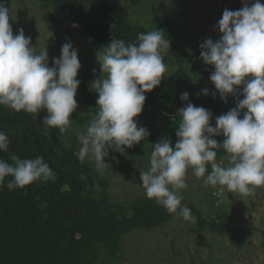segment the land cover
<instances>
[{
	"label": "clouds",
	"instance_id": "clouds-1",
	"mask_svg": "<svg viewBox=\"0 0 264 264\" xmlns=\"http://www.w3.org/2000/svg\"><path fill=\"white\" fill-rule=\"evenodd\" d=\"M242 2L240 10H224L216 25L220 38H208L200 45L204 64L214 68L210 80L216 92L212 94L218 93L225 103L234 96L236 107L218 116L213 127L209 110L186 103L178 112L175 145L166 138L152 144L149 166L140 170L146 198L185 221L193 220L181 194L187 188L189 169L221 195L227 191L254 197L264 187V4ZM168 49L170 42L159 29L140 33L138 42L112 39L97 53L100 75L90 86L98 93L96 112L78 134L74 155L80 163L93 165L100 177L109 165L105 162L109 150L124 154L150 135L136 118L143 111L146 93L164 78L162 53ZM80 68L78 49L71 42L62 45L61 55L49 66L47 47L37 53L23 29L14 34L9 9L0 2V106L34 117L46 111L42 128H55L63 135L72 127L71 117L78 107ZM202 92L209 95L208 89ZM180 99L189 101V93ZM218 136L224 137L222 144L214 139ZM9 145V137L0 131V151L7 152ZM221 149L228 157L227 166L216 162ZM11 159L13 163L0 159V187L9 176V190L56 178L42 156Z\"/></svg>",
	"mask_w": 264,
	"mask_h": 264
},
{
	"label": "rangeland",
	"instance_id": "rangeland-1",
	"mask_svg": "<svg viewBox=\"0 0 264 264\" xmlns=\"http://www.w3.org/2000/svg\"><path fill=\"white\" fill-rule=\"evenodd\" d=\"M11 1L16 34L23 29L25 36L31 37L37 53L47 47L49 66H53V58L61 55L64 43L71 42L78 49L81 68L77 79L80 85L76 96L78 107L71 117L72 127L63 135L55 128L48 131L65 142H75L79 146L78 134L86 130L92 119L90 116L87 121L80 122V117H87L92 110L96 112L98 93L90 86L100 75L97 53L101 48L79 26L73 27L76 23L68 19V12L63 7L49 0ZM260 2L264 4V0ZM108 4L117 8L120 17L132 26L143 27L148 32L160 29L167 39L172 37L175 41L176 49L170 48L162 53L166 65L161 81L163 87L177 95L188 92L191 97H215L222 103L223 110L236 107L234 96H228L225 103L218 93L215 96L212 94L216 90L211 81L196 79L188 55L194 54L195 44L203 43L208 38L213 41L220 38L221 33L216 25L224 10L242 9V0H142L136 6L131 0H108ZM198 64L201 66L202 62L198 61ZM203 89H208L209 95H204ZM30 115L42 128L47 112L42 110L36 117ZM136 121L138 126L146 129L159 124L155 116L143 112ZM168 139L173 146L178 140ZM215 139L222 144L224 137ZM160 140L150 144L152 150V144ZM150 153L121 154L109 150V156L105 158L109 164L104 175L107 184L98 194L100 200L114 211H127L131 215L132 210L128 208L132 203L137 198L146 197L141 186L140 170L149 166ZM216 162L227 166V155L216 159ZM186 183L187 188L181 191L182 202H193L208 220L225 221L230 218L235 225L244 229L241 244L230 233H214L208 228H201L194 214L192 221L175 215L165 225L150 229L133 227L125 232L116 258L98 243L97 264H264V187L258 188L254 197L242 198L227 191L221 195L211 186H204L203 180L197 179L191 169L188 170Z\"/></svg>",
	"mask_w": 264,
	"mask_h": 264
},
{
	"label": "trees",
	"instance_id": "trees-1",
	"mask_svg": "<svg viewBox=\"0 0 264 264\" xmlns=\"http://www.w3.org/2000/svg\"><path fill=\"white\" fill-rule=\"evenodd\" d=\"M49 1L63 7L68 12V19L94 39L100 48L107 46L112 39L138 42V35L148 32L124 21L118 9L109 6L108 0ZM141 1L131 0L134 6ZM0 2L8 7L10 23L16 34V23L11 16L12 1ZM168 40L170 48L176 49L172 37ZM201 44H195L194 54L188 57L196 79L211 81L214 68L201 59ZM198 61L202 62L201 66ZM146 97L142 112L155 116L159 124L147 128L150 135L125 152L147 155L152 151L151 143L161 138L178 139V112L186 103L209 110L213 127L216 118L229 111L223 110L222 103L215 97L189 96V101H182L181 95L162 84L146 93ZM94 114L92 110L87 117H80V122L87 121ZM168 119L172 121L168 122ZM0 131L5 132L10 140L8 151H0V159L13 163V156L21 159L42 156L56 177L55 180L38 181L13 190L7 187L12 177L5 178L4 186L0 187V264H97L98 243L116 258L125 232L133 227L150 229L162 226L175 216L146 197L137 198L132 203L128 208L132 210L131 215L108 207L98 197L107 184L105 176L100 177L88 162H79L74 155L78 150L75 142H65L53 132L40 128L28 113L0 106ZM225 155L223 149L218 150L217 159ZM182 204L190 208L201 228L214 233H230L239 244L243 242L244 229L230 218L208 220L193 202L183 201Z\"/></svg>",
	"mask_w": 264,
	"mask_h": 264
}]
</instances>
